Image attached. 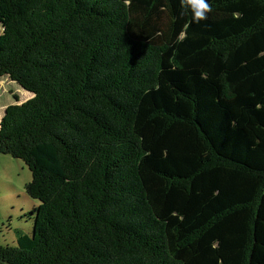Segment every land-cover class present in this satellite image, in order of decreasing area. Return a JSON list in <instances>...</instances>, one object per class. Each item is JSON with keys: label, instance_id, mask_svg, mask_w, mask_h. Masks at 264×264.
Masks as SVG:
<instances>
[{"label": "trees", "instance_id": "16d2710c", "mask_svg": "<svg viewBox=\"0 0 264 264\" xmlns=\"http://www.w3.org/2000/svg\"><path fill=\"white\" fill-rule=\"evenodd\" d=\"M207 3L0 0V78L34 94L0 155L40 202L0 264H264V0Z\"/></svg>", "mask_w": 264, "mask_h": 264}, {"label": "rangeland", "instance_id": "374dc122", "mask_svg": "<svg viewBox=\"0 0 264 264\" xmlns=\"http://www.w3.org/2000/svg\"><path fill=\"white\" fill-rule=\"evenodd\" d=\"M25 95L16 82L8 77L0 79V111L5 106L19 104L14 96L21 102ZM31 180L32 174L24 161L0 155V246H16L15 231L19 228L33 230L34 219L30 213L40 202L26 192Z\"/></svg>", "mask_w": 264, "mask_h": 264}, {"label": "clouds", "instance_id": "9594fccd", "mask_svg": "<svg viewBox=\"0 0 264 264\" xmlns=\"http://www.w3.org/2000/svg\"><path fill=\"white\" fill-rule=\"evenodd\" d=\"M180 3L185 11L189 8L191 9L194 22L196 23L206 20L207 14L212 11L211 5L207 3V0H180Z\"/></svg>", "mask_w": 264, "mask_h": 264}, {"label": "crops", "instance_id": "0c3cea01", "mask_svg": "<svg viewBox=\"0 0 264 264\" xmlns=\"http://www.w3.org/2000/svg\"><path fill=\"white\" fill-rule=\"evenodd\" d=\"M0 79H2V78H0ZM13 82V81H12ZM25 91V92H24ZM22 92L25 94V93H28V94H26L25 96V99H23L21 102H19V104H22V103H24V102H26V101H28V100H30L31 98H33L34 97V94H32V93H30V92H28V91H26V90H24V89H22ZM8 106H5V108L4 109H2L1 111H0V121H1V119H2V117H3V115H4V112H5V110H6V108H7ZM16 241V240H15Z\"/></svg>", "mask_w": 264, "mask_h": 264}]
</instances>
